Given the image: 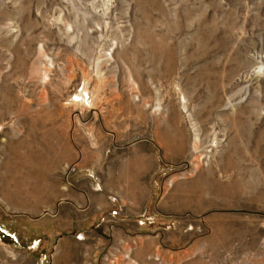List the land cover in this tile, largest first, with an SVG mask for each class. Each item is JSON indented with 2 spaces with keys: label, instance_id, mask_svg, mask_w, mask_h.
I'll list each match as a JSON object with an SVG mask.
<instances>
[{
  "label": "rangeland",
  "instance_id": "374dc122",
  "mask_svg": "<svg viewBox=\"0 0 264 264\" xmlns=\"http://www.w3.org/2000/svg\"><path fill=\"white\" fill-rule=\"evenodd\" d=\"M130 160L114 243L29 212ZM0 264H264V0H0Z\"/></svg>",
  "mask_w": 264,
  "mask_h": 264
},
{
  "label": "crops",
  "instance_id": "0c3cea01",
  "mask_svg": "<svg viewBox=\"0 0 264 264\" xmlns=\"http://www.w3.org/2000/svg\"><path fill=\"white\" fill-rule=\"evenodd\" d=\"M137 166L138 163L131 160L120 163L116 169L118 173L115 174V182L109 180L108 176L103 177V179L98 180L100 187L95 186L97 185L96 182L86 179L71 178L64 183L61 178L62 173H50L45 176L47 182L43 185L42 197L39 193L32 196L36 202L34 206L36 210L29 212H33L31 213L33 215L43 213V218L49 219V222H52L53 226L60 232L66 233L74 226L72 230H77L78 233L85 236L87 234L98 235L99 246H105L108 241L114 243V236L117 234L126 235L135 229L137 231V228L132 226V219L140 216L147 203L146 193L141 184L132 181L133 174L128 177L131 182L125 178V169ZM51 175L60 178L53 181L48 180ZM137 192L140 194L137 195ZM112 195L119 200L118 205L113 202ZM29 197L31 196L21 192L12 196L21 204H24ZM111 208L118 209V217L115 219L116 224L109 230L105 225L100 226L98 219L100 213H109L108 210ZM71 211H82L83 215L77 217L74 223L73 216L70 214ZM111 235L112 237H110Z\"/></svg>",
  "mask_w": 264,
  "mask_h": 264
},
{
  "label": "bare ground",
  "instance_id": "6f19581e",
  "mask_svg": "<svg viewBox=\"0 0 264 264\" xmlns=\"http://www.w3.org/2000/svg\"><path fill=\"white\" fill-rule=\"evenodd\" d=\"M160 141V140H159Z\"/></svg>",
  "mask_w": 264,
  "mask_h": 264
}]
</instances>
